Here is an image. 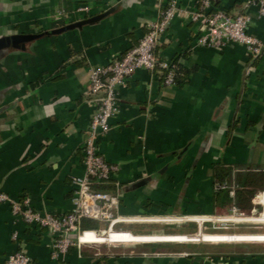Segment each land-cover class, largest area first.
I'll return each mask as SVG.
<instances>
[{"label": "crops", "instance_id": "obj_1", "mask_svg": "<svg viewBox=\"0 0 264 264\" xmlns=\"http://www.w3.org/2000/svg\"><path fill=\"white\" fill-rule=\"evenodd\" d=\"M168 1L0 0V38L38 35L0 53L1 192L28 196L38 210L72 208L71 181L85 174L82 148L97 108L85 94L89 71L136 45ZM218 1L239 9L235 0ZM177 3L157 52L166 60L180 55L187 81L162 85L159 75L135 70L116 85L115 111L98 140L118 167L113 213L134 219L117 223L125 231L114 230L110 241L99 234L101 243L71 247L66 264H264V221L212 219L231 215L232 206L241 217L261 211L250 201L260 188L245 199L216 192L213 166L264 168V45L253 65L243 44L200 46L188 16L194 0ZM240 10L250 17L248 33L264 43V15L254 5ZM60 15L69 25L92 21L50 33ZM14 250L31 264H55L46 230L15 221L0 202V264Z\"/></svg>", "mask_w": 264, "mask_h": 264}, {"label": "built area", "instance_id": "obj_2", "mask_svg": "<svg viewBox=\"0 0 264 264\" xmlns=\"http://www.w3.org/2000/svg\"><path fill=\"white\" fill-rule=\"evenodd\" d=\"M249 5L256 6L259 14L264 15V0H245L244 6ZM78 10L87 11L88 7L80 6ZM177 14H179L177 0H169L160 11L158 18L146 24L145 32L136 45L129 47L122 56L115 58L109 64L90 69L85 94L94 97L97 108L92 115L82 148L85 174L82 177H72V208L66 212L38 210L31 206L28 196L12 198L0 191V202L9 203L15 221L21 220L26 225L42 228L51 236V257L55 264H66L65 255L71 247L101 243L94 241L95 234H105L111 230L125 231L117 228L116 224L134 219L120 217L113 213L119 206L117 195L90 189L93 183L114 180L113 177L118 170L116 165L108 163L99 152L98 140L107 132L108 120L115 111L116 85L127 80L135 70L143 68L159 75L162 69H166L164 85L173 84L172 60L163 59L157 52V48L172 18ZM188 16L198 25L196 39L198 45L221 49L230 44H243L249 61L261 54L264 43L248 33L250 17L244 11L232 16L228 15L226 10L214 5L212 0H194L193 9ZM250 72L251 66H248L246 73ZM218 187L227 188L229 194L234 195V188L226 184ZM250 201L254 209L257 205L261 206L259 214L241 217L237 215V207L232 206L231 215L212 219L218 222L264 221V190L253 196ZM83 218L98 221L100 227L97 230L82 229ZM104 224L105 229H102ZM12 238L17 240L16 230L13 231ZM2 264H31V259L22 250H14L6 256Z\"/></svg>", "mask_w": 264, "mask_h": 264}, {"label": "trees", "instance_id": "obj_3", "mask_svg": "<svg viewBox=\"0 0 264 264\" xmlns=\"http://www.w3.org/2000/svg\"><path fill=\"white\" fill-rule=\"evenodd\" d=\"M245 0H235L234 6L235 8H239L238 11L232 12L230 10H226L228 15H236L241 12V7L244 4ZM214 5L219 3L218 0H212ZM53 27L61 28L69 25L71 22L66 15L55 16L53 18ZM146 29V28H145ZM186 54V53H185ZM122 56V55H120ZM180 56V55H179ZM179 56L172 59V63L174 65V76H173V84L175 85H183L186 80V75L189 70H186L183 65L179 62ZM187 56V55H186ZM256 59H252L249 61V64L253 65L256 63ZM167 73L166 69H162L159 74V80L162 85H164V78ZM92 97V95H87V98ZM213 182L216 185V192L224 191L223 188H219L218 186L226 184L234 188L236 197L239 199L250 198L257 191L264 190V168H255L249 167L246 165H227V164H215L213 166ZM116 188L114 180H107L101 183H93L90 185V189L95 192H106L109 194H114V190ZM227 192V188H226ZM100 227V223L91 218H83L81 222L82 229H94L97 230Z\"/></svg>", "mask_w": 264, "mask_h": 264}, {"label": "water", "instance_id": "obj_4", "mask_svg": "<svg viewBox=\"0 0 264 264\" xmlns=\"http://www.w3.org/2000/svg\"><path fill=\"white\" fill-rule=\"evenodd\" d=\"M92 21V19H85V20H80V21H76L74 23H72L71 25H68L66 27H62V28H58V29H55V30H52L50 31V33H58V32H61L67 28H74V27H81L82 24H85V23H88ZM38 35H18V36H12V37H3V38H0V53L2 51V48L6 45H8L9 43H13V44H19L21 46H23V43L26 42L27 40L31 39V38H34V37H37Z\"/></svg>", "mask_w": 264, "mask_h": 264}, {"label": "bare ground", "instance_id": "obj_5", "mask_svg": "<svg viewBox=\"0 0 264 264\" xmlns=\"http://www.w3.org/2000/svg\"><path fill=\"white\" fill-rule=\"evenodd\" d=\"M115 234L114 230H111L109 233H105V234H100V235H106L109 238L106 241H110L113 238V235ZM94 236H98L97 234H95ZM95 238V237H94Z\"/></svg>", "mask_w": 264, "mask_h": 264}, {"label": "rangeland", "instance_id": "obj_6", "mask_svg": "<svg viewBox=\"0 0 264 264\" xmlns=\"http://www.w3.org/2000/svg\"><path fill=\"white\" fill-rule=\"evenodd\" d=\"M102 229H105V224L104 225H102ZM99 246V245H98Z\"/></svg>", "mask_w": 264, "mask_h": 264}]
</instances>
